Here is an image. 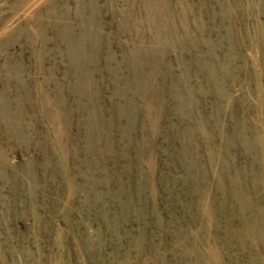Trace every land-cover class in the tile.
Segmentation results:
<instances>
[{
    "label": "rangeland",
    "instance_id": "obj_1",
    "mask_svg": "<svg viewBox=\"0 0 264 264\" xmlns=\"http://www.w3.org/2000/svg\"><path fill=\"white\" fill-rule=\"evenodd\" d=\"M0 264H264V0H0Z\"/></svg>",
    "mask_w": 264,
    "mask_h": 264
}]
</instances>
